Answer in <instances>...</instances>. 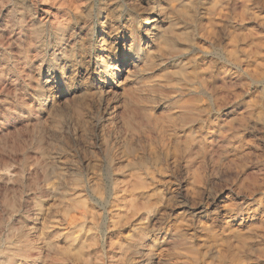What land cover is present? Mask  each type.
I'll return each mask as SVG.
<instances>
[{"label": "rangeland", "instance_id": "1", "mask_svg": "<svg viewBox=\"0 0 264 264\" xmlns=\"http://www.w3.org/2000/svg\"><path fill=\"white\" fill-rule=\"evenodd\" d=\"M90 10L49 0L36 19ZM97 18L75 30L119 70L32 107L50 49L0 27V264H264V0H115Z\"/></svg>", "mask_w": 264, "mask_h": 264}, {"label": "clouds", "instance_id": "2", "mask_svg": "<svg viewBox=\"0 0 264 264\" xmlns=\"http://www.w3.org/2000/svg\"><path fill=\"white\" fill-rule=\"evenodd\" d=\"M46 2L49 0H0V27L11 29L14 34L18 32V38L26 37L29 31L34 37L44 36L45 40L42 43L50 49L48 52L41 50L37 53L40 63L35 66L31 75L26 76L28 80L36 82V94L29 93L32 96V103L28 107H32L33 104L43 105L56 99L61 87L64 94H73L82 88L92 87L94 74L103 79L119 70L108 59L93 56L92 44L85 43V40L90 39L96 23H99L98 15L102 14L104 9H108L110 3H114L115 0H86L91 5L90 11H77L71 19L66 18L64 24L55 23L54 27L52 25L45 27L47 21L37 22L36 19L37 9ZM5 9H8L7 13ZM115 19L118 20L119 16ZM73 21H76L74 26L68 27ZM76 28L81 32L87 29L89 37H81ZM119 31L120 28L114 26L109 35H118ZM26 43L27 48L36 46L35 41ZM101 46H107V43ZM45 64L49 77L44 81L47 87H43L40 82V73ZM9 115L11 113L6 110H0V117L7 119ZM223 207L225 206L222 205L215 211L220 212Z\"/></svg>", "mask_w": 264, "mask_h": 264}]
</instances>
